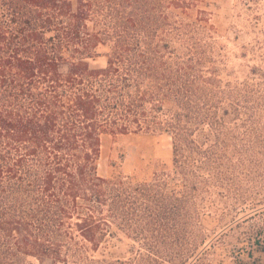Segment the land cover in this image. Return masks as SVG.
<instances>
[{
	"label": "trees",
	"instance_id": "obj_1",
	"mask_svg": "<svg viewBox=\"0 0 264 264\" xmlns=\"http://www.w3.org/2000/svg\"><path fill=\"white\" fill-rule=\"evenodd\" d=\"M203 5L0 0V264L81 258L115 229L145 264L184 263L196 199L238 186L264 148V91L222 80ZM101 47L106 65L92 67ZM142 133L172 138L173 168L101 176L103 137Z\"/></svg>",
	"mask_w": 264,
	"mask_h": 264
},
{
	"label": "rangeland",
	"instance_id": "obj_2",
	"mask_svg": "<svg viewBox=\"0 0 264 264\" xmlns=\"http://www.w3.org/2000/svg\"><path fill=\"white\" fill-rule=\"evenodd\" d=\"M203 1L215 28V45L223 57L222 80L233 85L250 80L264 91V0ZM108 51L101 47L99 56L90 60L91 66L105 67ZM258 119L255 134L263 144L264 116ZM239 160L235 157L233 162L238 164ZM245 164L248 170L235 173L238 186L207 188L208 192L196 199L191 221L194 233L190 235L193 246L183 264H264V148L259 147L255 159ZM172 168L169 135L103 137L99 161L103 177L122 175L145 182L154 173ZM203 175L208 179L207 173ZM115 231L117 236L104 241L98 251L86 244L88 251L81 258L70 256L60 262L23 256L20 264H145L142 244Z\"/></svg>",
	"mask_w": 264,
	"mask_h": 264
}]
</instances>
